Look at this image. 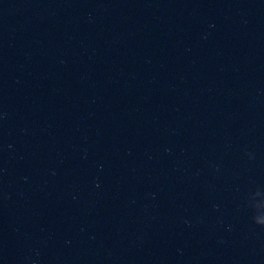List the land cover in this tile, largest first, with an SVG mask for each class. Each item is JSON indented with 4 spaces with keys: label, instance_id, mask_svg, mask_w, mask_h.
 Segmentation results:
<instances>
[{
    "label": "water",
    "instance_id": "1",
    "mask_svg": "<svg viewBox=\"0 0 264 264\" xmlns=\"http://www.w3.org/2000/svg\"><path fill=\"white\" fill-rule=\"evenodd\" d=\"M0 264H264V0H0Z\"/></svg>",
    "mask_w": 264,
    "mask_h": 264
}]
</instances>
